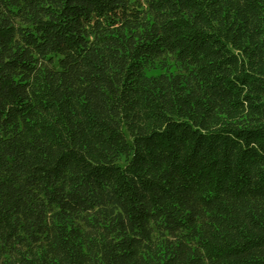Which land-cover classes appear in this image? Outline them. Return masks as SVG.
<instances>
[{
	"label": "trees",
	"instance_id": "obj_1",
	"mask_svg": "<svg viewBox=\"0 0 264 264\" xmlns=\"http://www.w3.org/2000/svg\"><path fill=\"white\" fill-rule=\"evenodd\" d=\"M0 264H264V0H0Z\"/></svg>",
	"mask_w": 264,
	"mask_h": 264
}]
</instances>
